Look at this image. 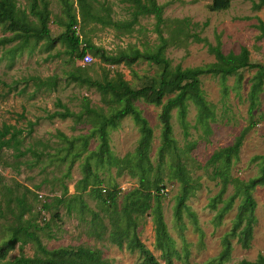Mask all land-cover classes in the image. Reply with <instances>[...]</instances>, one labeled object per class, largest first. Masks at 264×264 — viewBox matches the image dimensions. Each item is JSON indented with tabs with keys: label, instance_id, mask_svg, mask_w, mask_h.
I'll return each mask as SVG.
<instances>
[{
	"label": "rangeland",
	"instance_id": "374dc122",
	"mask_svg": "<svg viewBox=\"0 0 264 264\" xmlns=\"http://www.w3.org/2000/svg\"><path fill=\"white\" fill-rule=\"evenodd\" d=\"M16 1L18 7L26 10L29 19L38 24V19L30 13L31 1ZM46 1L51 10L49 29L53 39L66 32L71 16L75 15L79 21L76 34L84 42L89 41L103 49L107 56L132 53L137 49L155 54L163 47V37L167 43L162 55L170 61L172 70L179 65L195 68L215 62L205 43L197 39L202 38L214 46L220 41L225 54H238L242 47H247L251 61L264 65V38L259 39L261 33L256 28V17L264 22V8L259 11L253 9V1L258 0H231V8L224 12H211L212 0H154L162 7L163 22L160 25L154 14H141L136 18L139 3L148 6L151 0H86V6L81 0ZM12 35L10 23L0 26V38ZM34 43L35 40L31 39L28 48ZM18 45L19 41L11 43L0 53V80L11 86L5 87L0 83V127L7 124L24 130L19 136L18 148L12 146L0 152V242L8 240L14 229L24 227L36 234L49 250L87 247L100 250L103 258L113 264H143L138 251L127 246L120 249L110 242L112 209L98 199L92 186L86 191L79 187V182L86 177L85 159L90 151L98 148L99 141L92 139L88 152L73 159L65 151L68 145L57 137L63 133L70 139L78 138L89 134L92 126L85 119L49 120L48 116L63 111L61 104L76 114L83 111L86 103L106 115L118 107L111 95L104 96L96 88L73 81L71 73L98 81H104L107 75L113 78L121 73L134 89L139 90L158 83L163 66L146 60H139L131 67L124 62L109 66L92 51L89 53L94 62L81 65L74 60L77 54L71 56L68 46L62 41L52 44L43 40L32 52L25 49L16 54L8 53ZM85 47L83 43L80 50ZM256 72L246 69L227 78H200L206 100L216 113V120L211 123L212 133L208 137L197 125L198 111L192 102L186 118L188 134L183 130L177 110L172 111L174 138L180 150L185 151L183 162L190 176L201 184L187 202L193 216L183 211L182 221H178L175 211L180 184L171 179L174 177L171 169L174 157L166 158L161 171V186L169 188V192L163 195L162 205L168 231L179 252L173 264H206L217 258L223 238L232 228L240 200H236L234 208L218 223L217 212L209 208V203L218 194L220 186L209 178L212 169L203 168L216 150L231 146L249 125V93ZM52 77L57 79L56 88L41 84V81ZM165 102L166 98L158 100L149 91L134 100L154 130L153 165L158 163L157 152L162 143L160 114ZM252 112L257 124L247 133L239 159L232 169V174L243 180L258 174L260 160L257 158L264 155V91L252 106ZM29 122L35 124L32 131ZM109 136L111 151L120 158L135 153L141 138L140 129L131 117L123 119L119 128L111 130ZM79 149L81 143L78 141L72 152ZM92 170L102 181L101 186L110 190L114 186L122 188L117 198L118 210L121 212L125 205L131 210L138 220L140 240L165 264L155 246L152 215L155 191L148 183L142 184L132 178L127 171L120 174L117 168L97 164L94 160ZM94 180L95 177L91 176L90 181ZM232 193L229 188L225 198ZM254 198L257 202V224L252 246L243 249L238 238H233L232 257L225 264L255 261L259 255H264V185L255 190ZM61 199L63 203H59ZM45 204L50 205L49 209L44 208ZM95 215L98 218L95 219ZM98 233L103 234L102 239L97 237ZM21 255L35 257L39 254L36 245L29 242L17 245L9 259Z\"/></svg>",
	"mask_w": 264,
	"mask_h": 264
},
{
	"label": "trees",
	"instance_id": "16d2710c",
	"mask_svg": "<svg viewBox=\"0 0 264 264\" xmlns=\"http://www.w3.org/2000/svg\"><path fill=\"white\" fill-rule=\"evenodd\" d=\"M30 13L38 19V24L29 19L26 10L18 7L16 0H0V26L4 23L12 25L13 35L10 37L0 38V53L4 51L6 46L19 41V45L9 54H16L17 51H34L36 45L43 40H48L52 44L62 41L69 48L71 56L77 54L75 61L81 62L82 58L90 51L96 56L104 60L109 66L120 65L126 63L129 67L133 66L139 60H146L163 66L159 81L151 86L136 90L128 81L124 79L123 74L117 73L115 77L109 78L108 75L104 81L93 80L90 77L70 74V79L80 82L89 87L96 88L104 96L111 95L118 107L110 115H106L93 109L88 103L84 105L83 111L79 114L72 112L68 107L61 104L63 111H57L48 116L49 120L56 118L68 119L75 118L92 126L89 134L81 135L78 138L70 139L63 133H59L57 137L65 142V151L67 156L73 159L80 158L83 153L88 152V148L92 139L99 141L96 150L90 151L85 159L86 177L79 182L82 191H86L90 186L97 194L98 199L105 206L108 205L112 209L110 214L111 232L109 240L112 244L120 249L125 246L130 250L138 251L143 257V264H162L156 256L149 250L139 237L138 220L133 216L131 210L125 205L120 212L118 210L117 198L121 193L120 186H114L108 189L101 186L102 181L93 174L92 160L97 164L106 165L109 168H117L121 173L127 171L130 176L137 179L140 183H148L155 191V205L153 207V223L155 231V246L161 252L165 264H173L175 258L179 257L175 240L171 237L167 224L165 222L161 190L165 186H161L163 179L161 176L162 167L167 157H174V164L171 169L174 171V177L180 184V192L177 198L176 218L182 221L183 211L190 213L188 200L195 195L200 189L201 184L198 180L193 179L186 169L183 162L184 150H180L174 138V127L172 123V111L177 110L178 119L181 122L183 130L188 134V123L186 118L189 113V103H193L198 111L197 125L204 131L206 137L212 133L211 123L216 120L214 108L207 102L204 91L201 87V77L204 76H220L221 78L232 77L240 73L242 70H256L249 93L251 108L249 109V125L236 138L235 142L228 147L216 150L203 169L211 168L209 174L211 181L217 182L220 190L209 203V208L217 212V221L221 223L224 216L228 214L235 206L236 200H240L236 217L233 221L230 232L226 234L222 241V250L217 258L206 264H225L232 257L233 238H238V243L243 249H250L254 238V228L257 224L256 210L257 202L254 198V192L264 185V155L258 157L260 160L259 172L256 176L249 180H243L232 174L235 162L239 159L240 150L244 143L247 133L256 126L255 116L252 112V106L258 101L260 94L264 91V65L254 63L250 59V50L242 47L241 51L236 53L225 54L222 51L221 43L217 45L209 43L207 40L197 38L199 42L205 43L208 52L215 57V62L195 68H183L181 65L174 70L168 59L162 55L167 41L161 37L163 47L155 54L143 53L140 50H133L132 53L123 52L118 56H107L103 49L98 48L89 41L81 40L76 34L78 19L75 15L71 16L67 25L66 32L57 39L51 37L49 29V18L51 10L49 2L46 0H30ZM84 6L88 5L86 0H81ZM231 8V0H212L209 6L211 12H224ZM264 8V0L253 1V9L259 11ZM145 14H154L157 17L158 25L162 24V7L151 0L150 5H141L137 16ZM249 19V18H248ZM256 28L260 31L259 39L264 38V22L260 17H256ZM83 20L87 18L83 15ZM106 25L111 23L103 22ZM31 39L35 40L34 46L28 48ZM85 43L86 47L80 50L81 45ZM90 54V53H89ZM81 64V63H80ZM82 69V68H79ZM39 80V79H37ZM40 81V80H39ZM0 83L1 82L0 80ZM42 85L51 88L57 87V79L49 78L41 81ZM5 87H11L3 83ZM153 92L158 100L166 98V102L162 107L160 121L162 123L161 139L162 143L157 152L158 163L153 165L151 158L152 143L154 140V130L150 126L149 121L143 116L142 112L135 106L134 100L145 92ZM2 94L0 93V99ZM126 117H131L140 129L141 138L135 153L127 154L124 157H116L110 148L111 130H117L120 123ZM84 121V120H83ZM33 122H29L31 131L34 127ZM24 130L17 129L14 126L4 124L0 127V152L4 148L12 146L18 148L20 144L19 136L23 135ZM81 143V149L72 152L76 148V142ZM192 145V144H191ZM30 151V150H29ZM66 159V158H65ZM94 176L95 180L90 181V177ZM229 188L233 193L225 198ZM63 203L62 199L58 200ZM48 204L44 205L45 209H49ZM191 214V213H190ZM192 215V214H191ZM193 216V215H192ZM98 218L95 215V219ZM95 219H93L95 221ZM197 224V222H195ZM99 239L103 238V234L98 233ZM33 242L36 245L39 255L35 257H26L21 255L13 260L9 259V255L14 251L17 245H25ZM0 264H113L102 256V252L98 249L87 247H60L54 250L47 249L40 238L29 231L28 228L19 227L13 230L12 236L8 240L0 242ZM238 264H264V255H259L255 261L242 260Z\"/></svg>",
	"mask_w": 264,
	"mask_h": 264
},
{
	"label": "built area",
	"instance_id": "2783aa9c",
	"mask_svg": "<svg viewBox=\"0 0 264 264\" xmlns=\"http://www.w3.org/2000/svg\"><path fill=\"white\" fill-rule=\"evenodd\" d=\"M94 62V58L91 54L87 53L81 60V65H90ZM122 189V188H121ZM169 188L165 187L161 190L162 195H167ZM42 198V196H40Z\"/></svg>",
	"mask_w": 264,
	"mask_h": 264
}]
</instances>
